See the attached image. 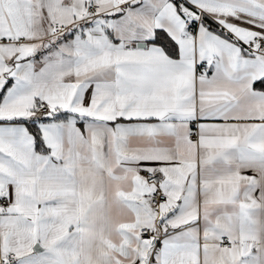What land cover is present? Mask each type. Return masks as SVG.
Wrapping results in <instances>:
<instances>
[{
	"label": "snow or ice",
	"instance_id": "6c2138e0",
	"mask_svg": "<svg viewBox=\"0 0 264 264\" xmlns=\"http://www.w3.org/2000/svg\"><path fill=\"white\" fill-rule=\"evenodd\" d=\"M0 264H264V0H0Z\"/></svg>",
	"mask_w": 264,
	"mask_h": 264
}]
</instances>
